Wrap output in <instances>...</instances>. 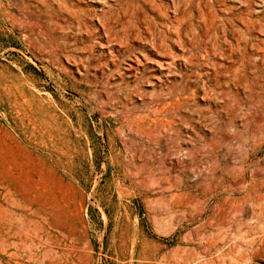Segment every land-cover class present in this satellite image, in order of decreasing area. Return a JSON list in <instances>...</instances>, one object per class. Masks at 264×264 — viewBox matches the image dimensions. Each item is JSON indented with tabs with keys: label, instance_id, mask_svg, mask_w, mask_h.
Wrapping results in <instances>:
<instances>
[{
	"label": "rangeland",
	"instance_id": "374dc122",
	"mask_svg": "<svg viewBox=\"0 0 264 264\" xmlns=\"http://www.w3.org/2000/svg\"><path fill=\"white\" fill-rule=\"evenodd\" d=\"M75 3L0 0V264H264V0Z\"/></svg>",
	"mask_w": 264,
	"mask_h": 264
},
{
	"label": "bare ground",
	"instance_id": "6f19581e",
	"mask_svg": "<svg viewBox=\"0 0 264 264\" xmlns=\"http://www.w3.org/2000/svg\"><path fill=\"white\" fill-rule=\"evenodd\" d=\"M84 3L86 5H89L90 3L93 4V3H97V6H101V5H104L107 3V0H76V3L74 5L77 6L76 9H74V7H70L69 10H70V13H72L73 16L75 15H78V14H81L82 16L85 15L86 12H91L93 13L95 16H105L106 12L102 6L101 7H92V8H87V9H83L81 7V4ZM101 10L102 11V14L99 13L97 10ZM41 20V19H40ZM180 22V21H179ZM178 23V22H177ZM41 24V23H40ZM169 27V26H168ZM245 27V26H243ZM244 30V28H243ZM105 35H106V39H104L102 42H101V45L102 47H107L110 45V43L113 41L111 35L109 34V30L107 29V32L105 31ZM165 39V37H164ZM211 40H213V38H211ZM146 44V43H145ZM109 48V47H108ZM179 49V48H178ZM130 50V49H129ZM152 50L154 51L153 53L155 54V56H143L142 58H144L143 60H140V59H137V61L135 62L136 65H129V68H127V70L130 72L129 74L132 75L133 73L132 72H136V70L138 69V66L139 65H142L143 67H145L146 69H148L154 76H157V78L159 77H165L169 74L168 70L169 68L171 67V65L175 64V61L176 59L178 58H175L174 56H166L164 54H162L161 52H164V49H163V44L162 43H157L155 45H153L152 47ZM161 51V52H159ZM109 52L111 53L112 50L109 49ZM112 58V57H111ZM230 58V57H229ZM183 61V59H182ZM133 62V61H132ZM148 64H147V63ZM147 64V65H146ZM140 67V66H139ZM124 71V70H123ZM175 75V74H174ZM173 75V76H174ZM172 77V76H171ZM165 82V80H164ZM157 83V82H156ZM159 85V84H158ZM178 86V85H177ZM160 92V91H159ZM163 93V92H162ZM167 94V93H166ZM172 95V94H171ZM179 98V97H177ZM140 99V98H139ZM159 99V98H158ZM169 99V98H168ZM190 99V98H189ZM163 102V101H162ZM174 102V101H173ZM156 104V103H154ZM248 105V104H247ZM163 107V106H161ZM154 109H157L156 107H153ZM152 108H150L151 110ZM152 109V110H154ZM160 109V108H159ZM149 112V111H148ZM6 116V115H5ZM149 116V115H148ZM146 118V117H145ZM258 120V119H257ZM256 120V121H257ZM261 120V118H260ZM172 122V121H171ZM258 122V121H257ZM152 123V122H151ZM150 122H148V125L151 124ZM135 125V124H134ZM231 128V127H230ZM245 129V128H244ZM181 130V129H180ZM246 130V129H245ZM156 133V132H155ZM258 133H261V132H258ZM151 134V133H149ZM149 134H146V136H148ZM257 134V132H256ZM156 135H158V133H156ZM234 137V136H233ZM247 137V135H246ZM196 138V137H195ZM255 138V137H254ZM194 139V138H193ZM202 142V141H201ZM264 143V142H263ZM262 143V144H263ZM234 144V143H233ZM162 145V144H161ZM204 145V144H203ZM208 146V145H206ZM169 147V145H168ZM202 147V146H201ZM246 147V146H245ZM207 148V147H206ZM260 148V147H259ZM220 150V149H219ZM199 151V150H198ZM205 151H207V149H205ZM255 151V150H254ZM259 151V150H258ZM264 151V150H262ZM164 153V152H163ZM259 153V152H258ZM165 154V153H164ZM256 154V152H255ZM185 156V155H184ZM258 157V156H257ZM261 158V157H260ZM206 159V158H205ZM236 159V158H235ZM251 160V159H250ZM238 161V160H237ZM210 163V162H209ZM236 163V161L234 162ZM212 164V163H211ZM246 164V163H244ZM239 165V164H238ZM194 167V166H192ZM247 167V166H246ZM210 169V168H209ZM200 170V169H199ZM208 170V168H207ZM248 170V169H247ZM250 174V173H248ZM199 176V174H197ZM196 175V176H197ZM229 183V182H228ZM217 184V183H216ZM227 184V183H226ZM212 186V185H211ZM246 186V185H245ZM248 186V185H247ZM233 187V186H232ZM245 190V189H244ZM222 194V193H221ZM239 195V194H238ZM240 196V195H239ZM211 199V198H210ZM227 201V200H226ZM212 202V201H211ZM209 203V201H208ZM226 204V203H225ZM213 205V204H212ZM239 213V211H236ZM235 213V212H234ZM261 226V225H260Z\"/></svg>",
	"mask_w": 264,
	"mask_h": 264
}]
</instances>
